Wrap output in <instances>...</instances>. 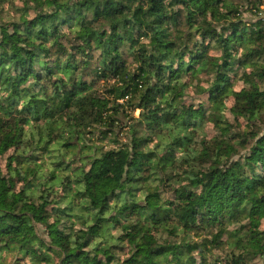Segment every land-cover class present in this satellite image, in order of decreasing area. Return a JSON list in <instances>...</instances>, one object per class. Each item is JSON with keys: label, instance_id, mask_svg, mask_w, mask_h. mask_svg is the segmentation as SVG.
Returning a JSON list of instances; mask_svg holds the SVG:
<instances>
[{"label": "trees", "instance_id": "16d2710c", "mask_svg": "<svg viewBox=\"0 0 264 264\" xmlns=\"http://www.w3.org/2000/svg\"><path fill=\"white\" fill-rule=\"evenodd\" d=\"M52 2L57 4L58 12L63 10L68 13L69 28L75 24L83 27L80 36L73 38L47 27L36 31L37 22H32L33 30L23 37L18 32L12 36L5 33L0 42V48L4 49L0 51V86L11 88L13 97L29 92H42L45 96L44 99H37L33 95L23 112L15 111V115L14 106L18 100L9 97L7 101H0V159L5 157L4 169L0 170V241H20L22 247L31 251L35 240L44 246L42 237L47 234L51 236L48 252L58 246L54 258L42 257L47 264H255L256 259H261V264H264V228H261L264 223V137L256 140V133H251V138H247L243 131L247 122L238 120V128L231 133L229 140H216L220 118L228 125L233 123L232 109L223 113L219 111L227 103L231 89L226 75L234 68V63L230 62L233 59L231 51L254 45L247 52L246 60L264 56V21L253 26L255 31L237 28L225 40L215 33L212 20L218 16L225 18L219 11L220 7H227L235 0H172L173 4H184L187 13L173 12L171 15H168L171 4L166 5L165 0H149L151 7L147 12L143 7L137 8L134 22H127L125 35L121 37L116 28L123 22L125 12L131 11L130 6L117 7L113 0H106L104 8L96 12L95 22L92 23L87 21L79 7H66L60 0ZM232 11L234 9L229 10V15ZM197 16L207 17L199 31L205 40L211 33L216 45L224 48L225 63L217 72L208 111L203 110V104L199 111L192 105L183 106L178 111L175 100L167 99L168 93L179 97L173 85L186 75L195 77L197 73L207 74L216 68L214 59L208 54L211 45L192 44L191 32L187 33L182 49L178 50L183 27L190 28ZM56 18L59 19V16ZM104 23L112 25L111 36L96 31V27ZM137 28L140 35L150 39L152 55L145 54V47L135 35ZM33 36L40 41L38 45H33ZM50 38L55 39L52 48L58 49L59 53L65 52L66 44H72V51L85 57L82 62L69 57L67 66L59 59L55 62L57 70L74 74L76 91H66L63 81L52 79L55 73L49 68L48 61L53 52L46 47ZM74 40L83 44L77 45ZM21 43L28 47L20 48ZM9 47L11 51H8ZM96 49L103 50L99 57L101 67L110 63V68L103 73L97 72L94 84L82 83L75 74L88 71L89 61L93 59L90 53ZM187 55L192 57L189 64L184 62ZM42 59L44 63H40ZM165 60L167 65L163 63ZM176 60H179L178 69L173 66ZM137 62L140 68L132 72L131 64ZM239 63L244 66V61ZM7 64H12L16 72L23 70L25 74L16 75L6 67ZM38 64L41 74L36 72ZM153 76L157 84L147 87ZM29 79L35 80V84L21 92V85ZM113 79L122 82L124 87L112 84ZM260 80L264 81V69H261ZM141 84L145 85L143 91ZM182 87H187V84ZM82 93L89 95L81 98ZM124 95H130L134 100L138 97L137 106L150 109L143 125L148 130H153L154 125L161 128L167 124L178 126L185 135L173 138L162 155L155 150L145 151L147 144L151 143L150 137L140 136L136 125L108 115L116 109L106 108L110 102L107 97L122 99ZM242 111L253 118L259 111V130L264 125V93L257 89ZM206 116L208 120H205ZM29 117L30 128L27 127ZM105 125L106 129L102 130ZM206 125L211 126V136L204 132ZM34 127H43L46 132L44 137L37 139L41 145L34 146L36 148L29 141L31 137L34 139L33 135L30 136ZM73 128L71 137L66 136ZM201 129L209 139L203 142L205 147L201 156L195 159L190 169L185 168L189 161L179 156L173 145L186 152L192 151L193 144L199 148L202 143L199 140ZM54 133L57 136L55 141H60V147L69 151L78 148L80 141L94 142L90 148L94 154L87 157L83 165L72 169L81 174L87 185L86 192L80 193L72 187L73 183L78 185L81 182L79 178L75 181L70 177L63 178L64 195L56 196L55 203L72 196L73 202L65 209L52 207L53 198L48 200L51 191H48L49 187L43 188L53 184L57 171L69 170L72 164L65 161L64 156L56 157L54 154L57 153L53 148L56 144L52 138ZM125 136L131 137V153L124 143ZM169 136L175 137V133L169 132ZM236 137H241L238 146L231 143V139ZM67 138L70 141H66ZM98 140L118 145L121 150H105L107 145L98 147ZM26 149L40 153L52 150L49 158L55 165L54 171L45 172L40 156L24 154ZM244 149H248L249 154L241 158L243 163L230 162L231 155H239ZM97 153L101 155L97 156ZM188 176L195 178L185 184L183 181ZM19 183H23L24 187L17 192ZM34 185L42 188L38 190V195L30 197L25 187ZM141 193H146L144 203L138 202ZM85 197L91 198L90 207L80 204ZM112 200L117 205L123 202V207H119L114 215L106 216L112 210ZM78 206L83 212L98 211L91 217L92 224L87 232L81 231L73 238L66 234L73 230L72 221L87 223L82 217L74 215ZM53 218L54 223L51 222ZM245 220L249 223H242ZM117 230L124 234L113 237L111 231ZM96 239H100L101 243L91 251H85ZM112 239L117 243H110ZM223 246L227 249L226 256L215 257L213 251Z\"/></svg>", "mask_w": 264, "mask_h": 264}, {"label": "clouds", "instance_id": "9594fccd", "mask_svg": "<svg viewBox=\"0 0 264 264\" xmlns=\"http://www.w3.org/2000/svg\"><path fill=\"white\" fill-rule=\"evenodd\" d=\"M60 3L66 7L75 9L77 7L83 12V16L87 19V21L94 23L95 14L98 11H101L106 3V0H60ZM113 3L119 7L121 5H128L131 8V11H126L123 17V22H121L117 28L116 32L119 36L123 37L125 35L127 22H134V13L137 8L143 7L144 11L147 12L151 4L149 0H113ZM165 4H171L172 7L169 9L168 15H171L173 12L176 13H187V9H185L184 4L180 2H176L173 4L172 0H165ZM97 5L99 7H97ZM57 4L53 3L52 0H0V42L3 41L5 33L8 36H12L15 33H19L22 37L29 31L33 30V23L35 24V30L39 31L41 28H54L55 30L61 32L62 34L71 36L73 38L78 37L84 31L83 27L80 24H75L71 28L67 26L68 24V13H65L63 10L57 11ZM234 9L231 15H229V10ZM123 11V8H120ZM220 13L223 14L225 18L221 19L219 16L216 19L212 20V24L215 25V33L219 36H223L225 40L229 36H231L237 28L241 29H249L250 31H255L253 28L260 21H264V0H235L234 3H229L227 7L221 6L219 9ZM211 13H209L210 15ZM59 16V19L56 17ZM207 17L197 16L191 27L184 26L181 35V40L178 41V50L183 47V40L186 39L187 33L191 32L193 34L192 44L202 45V44H210L211 51H209V56L214 59L216 68L205 74L204 72L197 73L195 77L184 76L179 81H177L173 86L177 88V92L179 93V97L176 98V94L168 93L167 99L169 101L175 100V107L179 111L183 106L192 105L196 107V109L200 110V105H204V111L207 112L209 107L212 104L211 95L213 85L216 83L217 72L219 71L220 66L225 63V50L223 47H218L214 39H211V33L208 34L209 39L205 40L202 37L199 29L201 24ZM61 21H64L62 23ZM170 23V22H169ZM235 26V27H233ZM226 29V31H225ZM175 31V27L172 29ZM96 31L98 33L106 32L109 36L113 33L112 25L109 23H104L102 26H97ZM136 36H138L141 44L146 49V55H152V45L150 39H146L143 35H140L139 29L137 28ZM33 45H38L40 43L39 40L32 38ZM56 41L54 38H50L46 47L52 49L53 55L51 56L49 63V68L55 73L52 76L53 80L63 81L67 86L66 91L73 92L76 89L73 86L74 74L70 72L57 70L55 62L59 59V61L67 66L69 64V57H75L77 62L84 61L85 57L78 55L72 51V44L65 45V52L63 54L59 53L58 49L52 48L53 44ZM74 43L77 45H82L83 42L79 40H74ZM20 48H27L26 44H19ZM254 45H249L248 47H239L231 51L232 61L234 63L233 71L228 72L226 75L228 80L231 82V89L228 92L227 100L228 102L223 105L219 111L221 113L227 112L229 109H232V125H228L227 122L223 121L221 117L218 123V127L216 129L219 134L216 137L217 142L227 141L231 137V133L238 128L237 121L245 120L247 122V126L243 129L245 136L247 138H251V133L255 134V139L259 140L261 137H264V125L257 130V124L259 122L260 113L257 112L255 118H253L248 113H243V106L246 104L250 95L255 93L257 89L261 93H264V81L260 80V72L261 69H264V56L253 57L251 59L246 60L247 52ZM0 51H4L3 48H0ZM8 51H11L9 47ZM139 51V48H137ZM93 59L89 61L90 67L87 72L78 73L82 83L87 82L89 84H94L97 80L96 73H103L110 68V63L106 64L104 67H101L99 57L103 54L102 49L93 50L91 53ZM244 61V66L241 67L240 63ZM184 62L189 64L192 62V57L187 55L184 57ZM40 63H44L43 59ZM165 65L168 64V61H163ZM140 63H132L131 71L135 72L138 68H140ZM174 67L179 68V60L174 62ZM6 67L16 72L13 69L12 64H7ZM37 74L40 73L39 64L36 68ZM25 73L23 70L16 72V75L23 76ZM46 74V73H45ZM170 75V74H168ZM167 82V80L165 81ZM131 82H129L130 84ZM32 84H35V80L29 79L25 84L21 85V92L24 89H30ZM112 84L117 85L118 87L123 88L124 84L119 82L117 79L112 80ZM157 84V80L155 76L149 81L147 87H154ZM187 84V87H182ZM180 86V87H178ZM8 88L7 85L0 86V101H7L9 97H12L14 100H18V103L14 106L13 115H15V111L23 112L25 107L32 100L33 95H36L37 99H44L45 96L42 92H29L27 95H22L20 97L12 96V89L8 88L7 91L4 89ZM141 91L144 90L145 85H140ZM103 95V93H101ZM89 93H82L81 98H86ZM110 101L107 105V109H116L115 112H109L108 115L114 116L117 120L123 119L124 123L130 125H136L138 129V134L143 137H150L151 143H148L145 151H157L161 155L164 153V150L172 143L173 138H182L185 133L178 126L173 125H162L161 128H156L154 125L153 130H148L143 125L145 124V116L150 109H146L144 107L137 106L139 105V98L137 97L135 100L130 95H124L122 99H118L115 96L107 97ZM156 99L159 102L160 97L159 94H156ZM162 107L165 105L162 104ZM123 114V115H122ZM24 116H28L27 113H24ZM205 120H208L207 116ZM29 125L27 127H31V118L29 117ZM209 123H213V121H208ZM74 124V121H73ZM96 127H101L97 125ZM106 129V125L103 126L102 130ZM75 129H70L69 132L66 133V136L71 137L72 132ZM91 130V129H89ZM169 132L175 133V137H170ZM208 137L204 134L203 129L200 130L199 140L202 142L200 147L197 148L195 144L191 146L192 151L186 152L184 149L179 148L178 146L173 145L176 148V151L179 156L189 161V164L185 165V168L190 169L191 166L195 163V159L200 157L205 144L203 142L208 141ZM241 137H236L231 139V143L235 146H238L240 143ZM124 143L128 145L127 151L131 153L133 151L131 137L125 136ZM159 145V147H157ZM209 147L211 145H208ZM53 148L56 150L58 156L65 152V149H62L59 144H54ZM105 150H115L120 151L121 148L118 145L107 144ZM24 154L31 155H40L39 152H32L31 149H26ZM94 153L90 152L87 155L92 156ZM249 154L248 149H244L240 152L239 155L233 154L231 155L230 162L240 161L243 163L241 159L244 156ZM76 155L73 152L71 155H68L66 158L68 161L73 159V156ZM97 156L101 154L97 153ZM47 159V158H46ZM227 159V157H225ZM52 161H49V166L46 167L45 172L52 173L54 169L50 166ZM90 167V165H88ZM24 167H27L25 165ZM78 167L77 164H73L72 168L68 171H57L56 175L59 177L57 181L53 184L48 185L50 189L54 188L55 195L53 197L52 207H56L59 209H65L69 207V205L73 202V197L69 196L68 199L64 200L61 203H55L56 196L64 195V188L62 187L63 178L70 177L73 181L76 179H80L81 182L77 185L75 183L72 184V187L80 192L85 193L87 190V185L83 181V178L79 172H73L72 169ZM4 165L0 164V170H3ZM23 175V171L21 172ZM194 176H188L184 179V183H189ZM179 187V185H177ZM23 183L17 184L16 191L19 192L23 189ZM39 192L37 189H31L28 191V195L30 197H34L38 195ZM11 195V194H10ZM146 193H141L139 196V203L145 202ZM80 204L84 207L91 206V198L85 197L80 201ZM119 207H123V202L117 205L115 200L111 201L110 210L106 213V216H112L115 214V211L118 210ZM98 209L93 210L92 212H83L80 207H76L74 210V215H78L82 217L87 223H82L81 221H72L73 230L70 234L75 238L79 232H87L88 227L92 224L91 217L95 214ZM51 222H55V219ZM244 224H248L249 221H242ZM124 233L120 230L112 232V236H120ZM44 241V246L41 245L39 240H35L32 244V249L22 247V243L20 241L10 242L7 239L4 241H0V264H47L46 261L42 259L44 255L49 256L50 258H54L56 247H53L52 252H48V247L50 246L51 236L44 235L42 237ZM104 239H107L105 237ZM112 244L117 243L115 239L109 241ZM101 243L100 239H96L90 245L88 249L85 251H91L96 247L97 244ZM172 257L170 256L169 259Z\"/></svg>", "mask_w": 264, "mask_h": 264}, {"label": "rangeland", "instance_id": "374dc122", "mask_svg": "<svg viewBox=\"0 0 264 264\" xmlns=\"http://www.w3.org/2000/svg\"><path fill=\"white\" fill-rule=\"evenodd\" d=\"M227 102H228V100H227ZM44 127V126H43ZM43 127H41V129H39V127H34V128H31V130H30V136L31 135H33L34 136V139L31 137L30 139H29V141L32 143V145H33V147L34 146H39V145H41V143H39L38 141H37V139L39 138V137H44L45 135H46V132L43 130ZM204 132L205 133H208L209 135L208 136H211L212 134H213V132H212V129H211V126H209V125H206L205 127H204ZM56 134L54 133L53 135H52V138H53V142H55L56 144H59V146H60V141H55L56 140ZM65 141V140H64ZM64 141H62V142H64ZM66 141H70V139H66ZM73 142H77V141H73ZM92 143H94V142H79V146H78V148H76L74 151L73 150H70L69 151V149H66V148H62V149H65V152L63 153V154H60L59 156H64L63 157V159L65 160V161H67V162H70V163H72L71 165H70V168H72V165L73 164H77L78 165V167H80L81 165H83L85 162H87V157H89V155H87V153H90V152H92V150L90 149V148H92L91 147V145H92ZM96 145L99 147V146H105V145H107L104 141H102V140H98L97 142H96ZM40 147V146H39ZM34 148H36V147H34ZM51 152H52V150H51ZM48 153L47 151L46 152H39L40 153V162H41V164H42V166H43V170L45 171V169H46V167H48L49 166V161H51V158H49L50 156V154H53V153ZM73 152H76V156L74 155L73 156V159L71 160V161H73V162H71V161H68L67 160V156L68 155H71ZM46 153V154H45ZM55 155H56V157H59L58 156V154L57 153H54ZM47 158V159H46ZM5 157L4 158H2V159H0V164H3L4 166H5ZM57 159V158H56ZM56 159H54L53 161H55ZM53 163V162H52ZM51 163V167L52 168H55V165L54 164H52ZM69 168V169H70ZM4 169V168H3ZM74 169V168H73ZM66 171H68V170H66ZM59 179V177L57 176V178H56V180L55 181H57ZM54 181V182H55ZM53 182V183H54ZM48 186L47 185H45L43 188H47ZM25 188H27V193H28V191L29 190H31V189H37V190H39V189H41V188H39V186H36V185H34L33 187H25ZM29 188V189H28ZM48 191H51L50 193V196H49V198H48V200L50 201L53 197H54V195H55V190H54V188H52V189H48ZM45 194H47V192H45ZM66 199H68V198H66ZM63 201H64V199H63ZM62 201V202H63ZM261 228H264V223L262 224V226H261ZM112 232H114V231H111V233ZM226 251H227V249H226V246H223V248L222 249H218V250H215V251H213V255H215V257L217 256V257H221V258H224L225 256H226ZM253 263H255V264H261L262 263V260L261 259H256Z\"/></svg>", "mask_w": 264, "mask_h": 264}]
</instances>
